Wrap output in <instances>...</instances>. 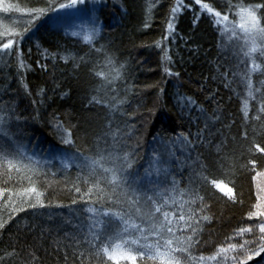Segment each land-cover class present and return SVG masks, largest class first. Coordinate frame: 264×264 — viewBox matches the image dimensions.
Here are the masks:
<instances>
[{"label":"trees","instance_id":"16d2710c","mask_svg":"<svg viewBox=\"0 0 264 264\" xmlns=\"http://www.w3.org/2000/svg\"><path fill=\"white\" fill-rule=\"evenodd\" d=\"M3 1L26 14L30 9H47L49 2L56 5L67 2ZM182 2L190 6L177 14L173 21L174 32L169 34L167 23L177 0H102L106 6L98 5L94 11L87 9V20H83L85 23L91 16L98 18L96 26L100 32L91 43L70 36L63 21L56 20L55 14L48 21V11H45V17L35 21L30 31L24 34L19 45V59L15 45L7 54V60L3 61L0 54V114L7 113L10 117L3 126L7 135L0 136V143L14 151L11 137L24 148L31 149L37 144L40 151L49 150L51 155L50 161L41 164L43 172L48 174L47 179L41 178L33 184L27 180L13 182L28 173L18 175L12 172L9 177L5 169L0 168V190L7 189L0 196V223H4L0 228V264H80L79 252L85 251V246H77L76 242L83 241L87 233L86 225L92 214L87 213L86 208L90 205L86 201L72 204V200L80 195L75 193L72 185L80 170L73 165L62 171L60 160H54L51 152H75L78 148L85 154L94 155L98 150L110 148L113 143L111 133L118 130L127 137L121 143L131 146L124 150L135 149L136 167L142 172L148 167L153 149L161 148L162 138L167 140L185 133L193 139L191 134L208 123L211 134H205L202 146L191 152V156L195 158L200 153L201 159L207 157L205 164L209 160H221L223 163L217 166L219 171L213 169V174L205 172L204 175L233 188L236 199L243 203H234L210 185L200 190L209 205V210L203 214L211 219L200 226L201 244L194 246L192 255H212L218 246L226 247L227 243L252 239L249 235L232 240L227 238L233 237L239 228L253 224L247 219V213L256 203V185L264 187V177L253 181L255 173L240 165L256 159V171H264V154L253 147L255 143L264 147V127L260 122L249 120V139H242V108L247 90L240 73L245 66L239 63L233 45L226 40L221 28L218 29L209 15L202 12L195 0ZM202 2L210 3L222 13L226 11L220 7L224 0H219V4L216 0ZM231 3L248 5L264 3V0H231ZM87 4L93 8L87 1L86 8ZM237 10L229 13V19L236 16ZM194 19L199 22L193 24ZM166 35L168 39H164ZM0 42L6 41L0 38ZM157 43L160 47H156ZM94 49H101V52ZM165 54L171 57L170 63L164 59ZM106 57H111L116 67L120 64L125 67L121 79L102 87L103 81L95 73L109 71ZM21 61L26 67L20 68ZM165 67L179 76H168ZM260 79L264 76L253 75L255 86L259 87ZM93 96L100 101L99 104L89 103ZM113 96L126 101L120 111L109 112L106 107ZM189 99L194 100L195 105L190 104ZM258 107L256 101L249 100L250 117L256 114ZM58 122L72 130L75 147L61 142V132L56 127ZM173 150L181 161L188 155L180 144ZM8 159L17 162L12 156ZM173 167L177 171L182 169L184 178L193 170L183 163L177 166L175 159ZM177 179L181 177L177 175ZM32 186L43 193L40 199L45 207L32 209L22 202L27 199L21 195L24 189ZM80 186L82 192L86 191L87 185ZM102 187L104 192L94 193V198L103 196L101 202L106 207L109 206L108 197L123 198L121 189L113 191L111 186ZM187 187L185 179L170 195L179 203L180 190L186 192ZM10 194L12 201H9ZM190 198L188 194L183 195L184 200ZM31 202H36L35 195ZM15 206L25 210L13 213ZM10 214L12 219H9ZM82 225H85L83 229ZM248 254L252 259L247 264H264V253ZM85 264L89 262L85 260ZM91 264L96 262L93 260Z\"/></svg>","mask_w":264,"mask_h":264},{"label":"snow or ice","instance_id":"6c2138e0","mask_svg":"<svg viewBox=\"0 0 264 264\" xmlns=\"http://www.w3.org/2000/svg\"><path fill=\"white\" fill-rule=\"evenodd\" d=\"M93 5V11L99 5L106 6L102 0H88ZM219 4V0H216ZM195 4L199 5L202 12L209 15L218 27L224 25L222 32L228 36V41L235 48V55L239 58V63L245 67L240 73L241 81L247 90V98L243 101V125L242 139H249V120L260 122L264 127V79L258 81L259 87L253 83V75L264 76V3H252L248 5L232 4L231 0H224V4L220 5L226 8V11L217 10L210 3H204L202 0H195ZM86 5V0H69L67 4H53L49 2L47 9H30L26 10L27 15L31 18L26 21L28 27H24L22 32L9 31L5 29L0 32V38L6 42H0V54H9L13 46H16V56L19 59V45L24 38V34L28 33L29 29L34 26L40 16H43L45 11L53 12L56 8L60 9L65 14L68 10L73 9L81 11L78 6ZM190 5H186L182 0H178L177 4L171 8V16L167 23V32H174L173 21L181 9H185ZM233 9H238L235 15L239 16V23L233 24L229 29L226 22H229V13ZM0 10L5 13L11 12L13 6L5 7L3 0H0ZM15 11H24L20 8H15ZM98 18L91 16L89 20L80 25L87 34L83 39L91 43L94 36L99 35L100 29L96 26ZM198 19L193 20V24L198 23ZM147 27V24L145 25ZM77 35L76 32L72 33ZM164 39H168L166 35ZM156 47H160L157 43ZM100 53L101 49H94ZM164 59L171 62V57L165 54ZM106 66L109 68L107 73L100 71L95 75L103 81L102 87L112 85L114 82L122 78V70L124 64L119 67L115 66V62L111 57H106ZM26 65L21 61L20 68ZM164 72L168 76H179V73L172 72L170 68L165 67ZM237 75V73H233ZM228 85H225L227 87ZM115 91V89H113ZM249 100L256 101L259 107L255 110V115L249 116ZM89 103H97L100 101L95 96ZM126 103L124 99L116 96L112 97L111 102L106 104L109 112H117ZM189 103L195 105L194 100L189 99ZM203 112V109H201ZM10 117L7 113L0 114V136H6L3 126ZM218 119V118H217ZM57 130L61 132V142L75 147V142L71 139L73 132L70 128H65L61 122H58ZM131 131V129H130ZM254 131V129H253ZM211 134L208 123L203 129L198 128L195 134H191L193 139H189V134L181 133L175 138L161 139V148L153 149L152 155L148 158V167L141 172L136 167V152L135 149L125 151V148H131L126 143L121 141L127 137L119 133H111L113 143L110 148L98 150L94 155H88L76 149L75 152H67L60 156L62 171L73 165L80 171L76 176V180L72 182L75 193L80 194L78 199H73L72 204L75 205L79 201H86L89 207L86 208L87 213L92 216L88 218L87 233L84 234L83 241L77 240V246L83 244L85 251H80V264H85V260L91 264L95 261L96 264H247L248 260L252 259L249 252L256 255L264 253V187L256 185L257 191L254 193L256 203L251 206V210L247 213V219L253 221L249 227H241L235 231L233 237H228L232 240L235 237L249 235L250 240H245L242 243H227L226 247L221 245L217 247L214 254L199 257L192 255L194 246L200 245L201 225L211 219L209 215L203 214L209 210V205L205 203V196L200 195V190L206 186H212L215 190L223 192L234 203H243L242 200H237L233 188L226 187L222 181L216 179L209 180L208 175L213 174V169H218V165L222 164L221 160H209L205 164L204 159H201V154L197 153L196 157L191 156V152L195 151L206 139L205 134ZM14 145V151H10L3 143H0V168H4L7 174L12 172L28 173L21 180L13 181L20 183L27 180L30 184L34 181L47 179V173L43 172L41 161L34 156L27 155L24 146L17 144L15 140L9 137ZM264 140V136H262ZM176 144H180L184 152L188 155L184 161L176 156L173 150ZM255 150L264 154V147L259 143L253 145ZM252 149H249L251 152ZM17 158V162L8 159V157ZM173 159L176 160L177 166L183 165L193 169L187 178L183 177L182 169L177 171L173 167ZM27 160L28 163H24ZM188 161H192L191 164ZM249 165L251 167H249ZM240 167L254 172L252 179L264 177V171H256L257 160L249 159L247 164ZM52 175H55L53 173ZM177 175L181 179H177ZM155 176V179L151 177ZM186 179V184L189 186L186 189H181V199L179 203L177 199L170 195L179 189V185ZM81 184L87 185L86 191L82 192ZM102 185H108L115 191L117 188L122 190V199H113L108 197L109 206H105L103 196H96L94 193H103ZM49 187L51 185H48ZM4 190H0V196L5 194ZM188 194L191 198L183 199V195ZM22 197H27L23 200L29 208L36 209L37 207H45L40 197L43 193L37 191L36 186L25 188ZM35 195L36 202L33 203L32 196ZM9 201H12V194L9 195ZM99 204V207L93 205ZM187 206V207H186ZM195 206V207H193ZM178 209V210H177ZM25 209L20 206L13 207L12 211L22 212ZM12 219V215H9ZM85 225L81 226L83 229ZM4 227V223H0V228ZM190 233L185 235L184 233ZM228 253H234L229 256ZM73 255H76L74 253ZM264 258V257H262Z\"/></svg>","mask_w":264,"mask_h":264},{"label":"rangeland","instance_id":"374dc122","mask_svg":"<svg viewBox=\"0 0 264 264\" xmlns=\"http://www.w3.org/2000/svg\"><path fill=\"white\" fill-rule=\"evenodd\" d=\"M66 1L67 2H64L63 4H67L69 2V0H66ZM86 1L88 2V0H86ZM177 2H178V0H177ZM3 4L5 7L9 6L4 1H3ZM85 6L86 5L78 6L80 9H82L81 11H76V10L70 9V10H68V14H65L60 9H57L53 12H48L46 14V17L48 18L47 20L49 21L51 15L55 14L54 17L56 18V20L61 19V21H63L65 29L71 34V35L69 34L70 36H73L72 33L76 32L77 35H75L73 37H76L82 41H85L83 39V37L85 34H87V32L84 29H82L80 27V25L84 23L83 20H87V16H88L87 13L89 11L93 10V8L90 7L89 5H88V8H86ZM87 9H89V11H87ZM43 17H45V15L40 16V18H43ZM80 17H81L83 22H81ZM30 18L31 17L28 16L26 13L15 11V7H13V10L11 12H8V13H5L2 10H0V30H1V32H3L5 29H7L9 31H15L14 29H16V32H22L23 30L20 31L19 29H21L23 27H28L26 21L29 20ZM238 23H239V16L236 15L234 18L229 19V22H226V25L230 29L233 24H238ZM223 27H224V25L220 26L221 29ZM224 36H225L226 40L228 41V36L226 33H224ZM228 42H230V41H228ZM176 146H177V144L175 145V147ZM24 150H25L27 155L34 156L35 159L41 161V164H44L47 161L51 160L50 151L49 150L44 151V152L40 151V148L38 147L37 144H34L33 147H31V149L24 148ZM51 153H54L53 159L56 161H59L60 156L63 155L64 151L54 150V152H51ZM129 264H130V262H129Z\"/></svg>","mask_w":264,"mask_h":264},{"label":"bare ground","instance_id":"6f19581e","mask_svg":"<svg viewBox=\"0 0 264 264\" xmlns=\"http://www.w3.org/2000/svg\"><path fill=\"white\" fill-rule=\"evenodd\" d=\"M2 58H3V61H5V60L8 59L7 55H4V54H2ZM41 166H42V165H41Z\"/></svg>","mask_w":264,"mask_h":264}]
</instances>
